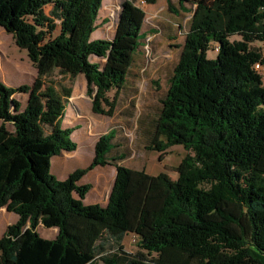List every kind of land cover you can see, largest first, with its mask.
Instances as JSON below:
<instances>
[{
	"label": "trees",
	"instance_id": "16d2710c",
	"mask_svg": "<svg viewBox=\"0 0 264 264\" xmlns=\"http://www.w3.org/2000/svg\"><path fill=\"white\" fill-rule=\"evenodd\" d=\"M157 1L125 0L109 40L92 38L104 0H0V29L38 73L32 87L0 80V210L18 216L0 238V264H264V83L254 70L264 63V0H176L194 8L189 31L145 129L160 161L172 147L187 152L176 179L124 166L115 128L87 168L65 180L52 171L54 158L77 150V127H63L65 99L39 93L41 79L56 67L83 75L93 113L114 117L145 39L137 2ZM108 165L116 177L107 204L86 205L92 187L80 182ZM40 226L57 228L56 238ZM128 234L136 253L125 249Z\"/></svg>",
	"mask_w": 264,
	"mask_h": 264
},
{
	"label": "rangeland",
	"instance_id": "374dc122",
	"mask_svg": "<svg viewBox=\"0 0 264 264\" xmlns=\"http://www.w3.org/2000/svg\"><path fill=\"white\" fill-rule=\"evenodd\" d=\"M124 1L104 0L97 20V30L92 35L93 39L110 40L114 37ZM137 4L146 12L143 27L145 39L130 70L126 88L120 94L119 106L114 117L93 113L92 98L87 94V81L83 75L73 77L70 74H62L56 67L51 75L43 77L41 84H38L41 88L39 93L48 91L65 99L67 108L66 115L61 121L63 127H77L72 136L78 145L77 150L74 153H65L63 157L59 156L61 160L58 161V164L62 162L70 173L87 168L93 161L95 144L100 136L115 128L118 132L115 142L121 145L120 151L127 154L126 159L121 162L124 166L144 170L150 175L168 173L173 179L178 176L175 169L186 155L185 149L182 146L172 147L160 161V153L146 149L149 143L145 129L152 130V123L160 114L162 99L168 91L169 81L189 31L194 8L186 5V9H182L176 0L170 2L158 0L155 5L142 2ZM255 46L259 47L260 43H256ZM208 56L215 59L217 52L210 50ZM91 60L102 66L105 63V60L97 57H92ZM37 77V70L29 60L27 52L15 44L12 35L1 29L0 80L9 87L18 88L23 85L32 87ZM68 91L69 97L66 96ZM110 96L113 97L114 92H111ZM14 97L23 106L27 104L29 98L27 94L22 93ZM42 100L45 101V98ZM52 171L56 174V170ZM115 173L116 169L111 165L99 166L88 172L80 182L90 184L92 187L85 199L86 205L107 204ZM13 216L12 214L11 217ZM0 220H4L2 214ZM39 232L44 238L51 239L56 237L58 229L40 226ZM135 240L133 234L126 236L124 246L128 252L139 251Z\"/></svg>",
	"mask_w": 264,
	"mask_h": 264
},
{
	"label": "crops",
	"instance_id": "0c3cea01",
	"mask_svg": "<svg viewBox=\"0 0 264 264\" xmlns=\"http://www.w3.org/2000/svg\"><path fill=\"white\" fill-rule=\"evenodd\" d=\"M50 10H51V8L50 7H48L47 8V12L49 13L50 12ZM0 32H1V29H0ZM65 154V153H64ZM64 154L62 155V156H60V157H63L64 156ZM67 156V155H66ZM60 157H56V158H54L53 159V166L54 167H52V169L53 170H56V176L60 179V180H65L71 173L69 172V171H67L66 169H65V167H64V165H63V163L61 162L60 164H58L59 162V160H61V158ZM55 162H57V163H55ZM55 168V169H54ZM115 177H116V173H115ZM86 199V198H85ZM84 202H85V200H84ZM91 205V204H90ZM1 214H2V217H3V219L4 220H0V234H4L5 233V231H6V229L8 228V226H10V225H12V224H15L17 221H18V216L16 215V214H14V213H10V212H8L7 211V209L6 208H2L1 210H0V216H1ZM14 215L13 217H11V215ZM8 215V216H7ZM6 227V228H5ZM40 228V227H39ZM5 229V230H4ZM4 231V232H3ZM38 231H39V229H38ZM40 233V232H39ZM3 234H2V236H3ZM1 236V237H2ZM57 236V235H56ZM56 238V237H55ZM50 239V238H49ZM51 239H54V238H51Z\"/></svg>",
	"mask_w": 264,
	"mask_h": 264
},
{
	"label": "built area",
	"instance_id": "2783aa9c",
	"mask_svg": "<svg viewBox=\"0 0 264 264\" xmlns=\"http://www.w3.org/2000/svg\"><path fill=\"white\" fill-rule=\"evenodd\" d=\"M144 3V2H142ZM145 4V3H144ZM254 70L264 78V63L262 61L257 62L254 65Z\"/></svg>",
	"mask_w": 264,
	"mask_h": 264
}]
</instances>
